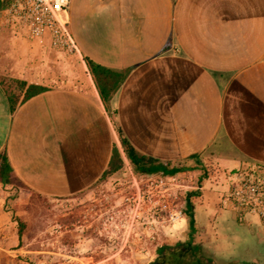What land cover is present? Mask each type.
Returning a JSON list of instances; mask_svg holds the SVG:
<instances>
[{
    "label": "crops",
    "instance_id": "crops-1",
    "mask_svg": "<svg viewBox=\"0 0 264 264\" xmlns=\"http://www.w3.org/2000/svg\"><path fill=\"white\" fill-rule=\"evenodd\" d=\"M63 15L85 80L43 79L45 63H27L11 75L48 89L14 110L0 84V152L15 174L45 195L86 190L114 145L130 163L116 123L140 154L167 168L214 162L226 183L205 179L183 220L192 212L203 234L218 216L227 224L235 212L223 200L226 173L264 164V0H72ZM84 56L126 73L110 112ZM256 216H245L251 233L263 232Z\"/></svg>",
    "mask_w": 264,
    "mask_h": 264
},
{
    "label": "rangeland",
    "instance_id": "rangeland-1",
    "mask_svg": "<svg viewBox=\"0 0 264 264\" xmlns=\"http://www.w3.org/2000/svg\"><path fill=\"white\" fill-rule=\"evenodd\" d=\"M10 1L0 4V66L10 71L0 78L9 84L17 78L12 73L41 60L49 71L43 79L51 73L55 80L84 81L79 53L53 47L49 35L28 38L4 12ZM200 164L177 163L172 167L182 168L178 174L159 176L137 175L125 163L115 174L67 196L41 194L18 181L0 182V264H148L160 245L189 237L190 217L172 220L171 214L186 210L190 192L202 193L198 187L205 179L222 187L226 183L219 182L223 178L214 162ZM201 231H194L196 242L219 262L264 261V229L251 233L236 216L227 224L218 216L211 233Z\"/></svg>",
    "mask_w": 264,
    "mask_h": 264
},
{
    "label": "trees",
    "instance_id": "trees-1",
    "mask_svg": "<svg viewBox=\"0 0 264 264\" xmlns=\"http://www.w3.org/2000/svg\"><path fill=\"white\" fill-rule=\"evenodd\" d=\"M84 61L106 110L110 112L112 107L111 99L125 79L126 73L100 64L87 56H84ZM0 84L5 89L11 110H14L18 104L48 89L45 85L39 83H28L26 80L19 78H10L9 84L3 78H0ZM111 117L114 123V118L113 116ZM114 125L118 132L123 151L137 175L154 172L175 174L182 170V168L178 167L167 168L166 165L161 164L158 160L140 154L124 136L119 126L116 123H114ZM124 165L125 160L122 153L118 146L114 145L108 167L100 179H104L115 174L123 169ZM16 181L25 184L15 174L7 152H0V182L12 184ZM192 193L196 192H191V194ZM187 205L189 207L192 206L189 198H187ZM188 215L190 217L189 237L185 240H178L174 243H164L160 245L157 249V256L148 264H225L208 255V250L204 248L201 243L196 242L194 238V216L192 212ZM23 227L24 224L22 223V226L19 229V235L22 234Z\"/></svg>",
    "mask_w": 264,
    "mask_h": 264
},
{
    "label": "built area",
    "instance_id": "built-area-1",
    "mask_svg": "<svg viewBox=\"0 0 264 264\" xmlns=\"http://www.w3.org/2000/svg\"><path fill=\"white\" fill-rule=\"evenodd\" d=\"M72 0H11L5 13L15 28L28 38L43 40L50 36L53 47L69 53L77 52V44L63 13ZM230 185L223 193L239 221L247 212L254 213L264 229V164L246 163L236 171L226 173ZM185 210L171 214L172 220L182 218Z\"/></svg>",
    "mask_w": 264,
    "mask_h": 264
},
{
    "label": "flooded vegetation",
    "instance_id": "flooded-vegetation-1",
    "mask_svg": "<svg viewBox=\"0 0 264 264\" xmlns=\"http://www.w3.org/2000/svg\"><path fill=\"white\" fill-rule=\"evenodd\" d=\"M156 173H158V172H154V173H145V174H147V175H154V174H156ZM158 175H159V176H164V175H166V173L160 172V174H158ZM241 264H257V262H256V261H252V262H250V263L243 262V263H241Z\"/></svg>",
    "mask_w": 264,
    "mask_h": 264
},
{
    "label": "water",
    "instance_id": "water-1",
    "mask_svg": "<svg viewBox=\"0 0 264 264\" xmlns=\"http://www.w3.org/2000/svg\"><path fill=\"white\" fill-rule=\"evenodd\" d=\"M256 261V260H255ZM257 262V264H264V261L263 262H258V261H256Z\"/></svg>",
    "mask_w": 264,
    "mask_h": 264
}]
</instances>
